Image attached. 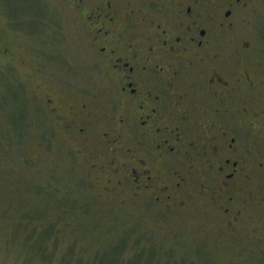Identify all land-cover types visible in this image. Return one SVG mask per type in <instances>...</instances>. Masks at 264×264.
I'll return each mask as SVG.
<instances>
[{"label": "flooded vegetation", "instance_id": "obj_1", "mask_svg": "<svg viewBox=\"0 0 264 264\" xmlns=\"http://www.w3.org/2000/svg\"><path fill=\"white\" fill-rule=\"evenodd\" d=\"M63 1L101 84L34 85L61 141L46 170L77 166L101 201L209 237L226 264H264V29L247 26L264 0Z\"/></svg>", "mask_w": 264, "mask_h": 264}, {"label": "rangeland", "instance_id": "obj_2", "mask_svg": "<svg viewBox=\"0 0 264 264\" xmlns=\"http://www.w3.org/2000/svg\"><path fill=\"white\" fill-rule=\"evenodd\" d=\"M15 12L41 15L43 22L33 28L24 23L25 16ZM250 25L259 38L264 29V7L250 17ZM0 30L2 47L9 48L16 58V63L10 64L0 56V264H93L95 250L107 247L97 264H119L118 254L127 243L125 259L133 258L122 264H153L151 247L135 252L134 247L139 249L143 244L158 250L156 264H226L223 253L216 257L206 246L209 237L202 244L191 234L180 236L183 225L171 226L169 220L163 225L152 211L150 216H138L135 204L127 199L122 206L101 201L87 173L79 167L61 174L46 170L55 159L53 152L60 153L54 147L61 141L59 135L53 138L49 134L50 119L42 111L34 85L45 90L65 89V84L84 87L87 95L101 84L100 73L88 56L79 13L63 0H0ZM239 36H248L244 28ZM34 72L37 77L31 80ZM63 94L57 92L58 97L64 98ZM18 121H23L20 133L14 126ZM52 177L55 182L51 183L78 189L75 198L79 200L68 214L60 197L51 198L43 192ZM26 221L32 229L39 226V231L27 228ZM48 225L56 228L42 241L40 254L33 244L39 243L44 233L40 231ZM28 230L31 233L26 240ZM138 230L149 234L144 232L140 237ZM127 233L129 242L123 235ZM53 245L56 250L50 256Z\"/></svg>", "mask_w": 264, "mask_h": 264}, {"label": "trees", "instance_id": "obj_3", "mask_svg": "<svg viewBox=\"0 0 264 264\" xmlns=\"http://www.w3.org/2000/svg\"><path fill=\"white\" fill-rule=\"evenodd\" d=\"M16 13H18V14H22V12H15V13H13V14H15V15H17L18 16V14H16ZM23 16H25V20L27 21V22H25L24 21V23L25 24H28V26H31V27H37L38 25H39V23H41V22H43V19H41L40 20V18H42L43 16H41V15H35V14H22ZM18 18V17H17ZM34 20H35V22H34ZM36 22H38V23H36ZM12 122V121H11ZM22 125H23V121H21V122H15L14 123V126L16 127V130H18L19 131V133H20V128L22 127ZM12 135V134H11ZM52 182H55L54 180H53V177H52V179H49V183H48V185H46V186H43V192L46 194V193H48L50 196L49 197H51V198H57V197H60V199L61 200H63V204H64V206H65V208H67L66 210H65V214H68V213H70V208H72L73 207V205H75L77 202H78V200L79 199H77V198H75V196L77 195V191H78V189H76V188H74V189H72V187H71V189H70V187H68V185L69 184H67V187L65 188V187H62L61 185H59L60 183H51V181ZM66 183V182H65ZM62 189H64V190H62ZM38 191H39V189H38ZM53 195H57V196H55V197H52ZM91 199V198H90ZM72 206V207H71ZM64 217H66V219H68V216H64ZM72 220H73V218H72ZM29 222H31L30 220H28ZM58 221V220H57ZM26 223V226H27V228H29V226H30V228H31V230L33 231V232H37V231H39V226H34L35 227V229H32L33 227V225H27V221L25 222ZM30 224H32V223H30ZM56 228V226L55 225H48L47 227H45L44 229H41V231L40 232H44L43 234H42V237H40V241H39V243H37V241L35 242L36 244V246H34V244H33V248L34 249H36V251L38 252V253H40L41 254V252H40V250H39V246H42L41 245V243H42V241L44 240V239H46V238H48L50 235H51V233L53 232L54 233V231L55 230H53V229H55ZM37 229V230H36ZM31 230H28V231H30L29 233H27V235H26V240H28L27 238H29V235H30V233H31ZM133 231V230H132ZM124 236H127V238H126V240H128L127 242H129L130 241V238H128L130 235H129V233H127L126 235L125 234H123ZM35 239H36V237H35ZM139 239H138V243H139ZM134 243H135V240H134ZM137 244V243H136ZM127 245H128V243H127ZM126 245V246H127ZM126 246L123 248V250H121L120 251V253L118 254V262H119V264H122V262H124V261H126L125 263H127L128 262V260H130V259H132L131 257H129V259H125V256H127L129 253L127 252V251H125V248H126ZM111 247V246H110ZM133 247H134V244H133ZM152 248L153 250H154V259L152 260V263L153 264H156V261H155V256H156V253L158 252V250H156V248H155V246H153V245H150V244H148V245H142V246H139L138 248L139 249H137V248H135L134 247V250H135V252L136 251H139V250H145L146 249V251H147V249L148 248ZM106 248V247H105ZM109 247H107V249H108ZM104 249V248H103ZM103 249H101V250H95L96 252H94L93 253V256L91 257V259H92V263L94 264V263H96L97 264V261H98V258H101V256H99V255H101V252H104V251H106L107 249H105V250H103ZM55 250H56V245H53V248H52V250H51V254H49L50 256H52V253L53 252H55ZM100 253V254H99ZM140 254V253H139ZM44 255H47V254H44ZM134 254H131L130 256H133ZM192 264H197L196 262H193Z\"/></svg>", "mask_w": 264, "mask_h": 264}]
</instances>
